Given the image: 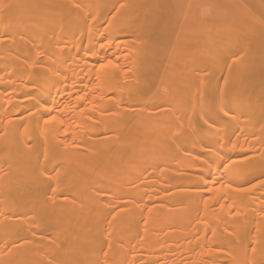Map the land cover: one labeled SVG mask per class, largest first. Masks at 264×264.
I'll return each instance as SVG.
<instances>
[{
  "label": "bare ground",
  "instance_id": "6f19581e",
  "mask_svg": "<svg viewBox=\"0 0 264 264\" xmlns=\"http://www.w3.org/2000/svg\"><path fill=\"white\" fill-rule=\"evenodd\" d=\"M0 264H264V0H0Z\"/></svg>",
  "mask_w": 264,
  "mask_h": 264
}]
</instances>
